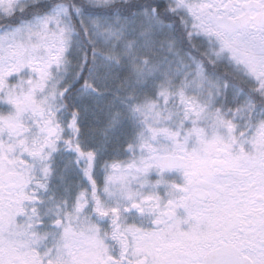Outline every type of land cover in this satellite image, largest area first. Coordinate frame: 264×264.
Wrapping results in <instances>:
<instances>
[{"label":"snow or ice","instance_id":"6c2138e0","mask_svg":"<svg viewBox=\"0 0 264 264\" xmlns=\"http://www.w3.org/2000/svg\"><path fill=\"white\" fill-rule=\"evenodd\" d=\"M0 264H264V0H0Z\"/></svg>","mask_w":264,"mask_h":264}]
</instances>
